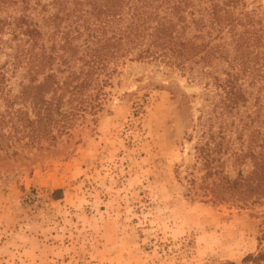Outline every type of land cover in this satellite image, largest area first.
Segmentation results:
<instances>
[{
    "label": "rangeland",
    "instance_id": "1",
    "mask_svg": "<svg viewBox=\"0 0 264 264\" xmlns=\"http://www.w3.org/2000/svg\"><path fill=\"white\" fill-rule=\"evenodd\" d=\"M111 81L55 145L0 149V264H264L244 260L264 250V198L214 200L187 139L203 85L135 60Z\"/></svg>",
    "mask_w": 264,
    "mask_h": 264
},
{
    "label": "trees",
    "instance_id": "2",
    "mask_svg": "<svg viewBox=\"0 0 264 264\" xmlns=\"http://www.w3.org/2000/svg\"><path fill=\"white\" fill-rule=\"evenodd\" d=\"M0 41L8 55L0 63V149L55 145L79 117L101 109L120 65L156 61L203 85L205 103L187 139L196 137L212 198H264L260 2L0 0ZM229 159L236 175L225 171ZM244 260L264 262V250Z\"/></svg>",
    "mask_w": 264,
    "mask_h": 264
}]
</instances>
